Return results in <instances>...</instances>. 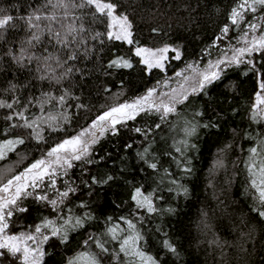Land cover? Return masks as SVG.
I'll return each instance as SVG.
<instances>
[{"label": "trees", "instance_id": "1", "mask_svg": "<svg viewBox=\"0 0 264 264\" xmlns=\"http://www.w3.org/2000/svg\"><path fill=\"white\" fill-rule=\"evenodd\" d=\"M44 2L0 0L3 10L0 15L16 18L13 21L16 28H9L0 40V99L19 101L13 103L12 109L0 108V143L8 139L24 140L0 162V186L45 158L47 151L64 139L90 129L93 121L112 107L146 96L150 89H155L156 96L164 97L183 86L189 80L186 78L195 77L188 65L203 71L209 63L229 60L234 49L250 46L245 39L250 41L264 34L261 18L264 10L246 12L238 27L231 23L232 8L239 0H103L117 5V12L128 16L133 25L132 38L137 43L130 46L109 41L106 35L89 40L85 46L89 51L81 49L79 59L68 61L65 67L72 65V73L56 83L52 79H39L41 75H52L53 70L56 76L64 72L55 62H50L52 68L47 71L43 64L27 60L28 67L22 68L6 55L10 48L19 54L21 42L30 36L19 18ZM83 11L91 13L84 18L86 27L102 34L108 31L105 17L93 8ZM249 24H256L257 30L252 31ZM225 27L229 29L227 34L223 32ZM165 45L179 49L181 57L173 59L175 52L170 51L164 71L153 68L149 72L135 55V47L157 49ZM29 51L42 54V46ZM117 57L129 59L133 67L109 68L110 61ZM243 59L251 60L257 69H264V54L253 52ZM249 68L251 65L247 63L221 64L223 71L219 80L199 94L190 90L187 100L177 103L176 111L164 120L154 110L143 111L134 120L117 124L115 134L111 128L102 136L98 132V142L90 148L89 159L93 163L73 162L76 166L67 176L56 178L57 189L66 188V181L78 189L59 206L60 215L78 216L88 212L95 219L88 221L85 228L70 232L67 244L50 239L44 245L48 254L43 264H66L82 250L83 241L90 236L106 241L110 254L101 253L91 241L87 249L98 253L103 264H129L131 260L144 264L139 258L120 253L119 243L105 234L115 224L124 230L119 233L121 238L139 233L136 247L152 257L155 264H264V218L258 215V193L251 187L248 171L253 160L256 164L261 160V156L250 159L249 149L256 147L264 155V122L252 119L254 94L259 90L264 72L259 78L255 71L245 75ZM178 72L182 75L178 76ZM65 93L63 104L50 99ZM18 111H23L29 119L46 117L51 112L57 117L56 130L44 124L35 130L11 127L23 121L15 118L9 121L5 117ZM205 124L209 126L204 127ZM193 125L195 133L186 135L185 129ZM135 128H141L147 135L136 133ZM37 132L42 139H37ZM181 141H186V145ZM129 143L132 147L126 148ZM145 149L148 151L144 159L156 162V170L140 158L139 153ZM186 168L191 171H185ZM108 175L114 177L108 184L90 185L91 177L99 179ZM83 181H88L90 186ZM47 185L45 180L35 191L28 189L33 193L23 199L28 211L13 216L10 232L40 224L45 218L61 222L47 202L35 199L36 195L43 194L50 199L57 198L56 192ZM137 187L145 194H152L155 212L137 208L131 199ZM183 188H187V194ZM93 190L94 195L89 196L87 193ZM81 201L87 207L81 208ZM122 217L131 220L135 230L129 229ZM165 242L176 251L172 252Z\"/></svg>", "mask_w": 264, "mask_h": 264}, {"label": "snow or ice", "instance_id": "2", "mask_svg": "<svg viewBox=\"0 0 264 264\" xmlns=\"http://www.w3.org/2000/svg\"><path fill=\"white\" fill-rule=\"evenodd\" d=\"M117 5L111 2H103V0H45L42 6L36 7L33 11L22 16L21 19L26 26L30 36L27 40L21 42L19 54L13 52L10 48L6 55L10 56L20 67L26 68L28 63L33 61L37 64H43L44 70L52 68L50 62H55L59 68H64V72L60 76L41 75L39 79L46 80L52 79L56 83H59L61 79L67 77L73 71V66L68 64V61H75L80 58V50L88 52L89 40H98L101 35H106L107 40L121 41L128 45H135L137 42L133 40L132 23L126 14H119L117 12ZM93 8L95 13L101 17H105L107 20L108 31L104 34L100 32H93L90 28L84 24V18L91 13H84V9ZM258 10H264V0H239L236 7L232 8L230 19L233 25L237 27L245 19L246 12L255 13ZM3 10L0 9V13ZM79 13V14H77ZM264 19V17H261ZM14 18L12 15H0V40L4 38V33L9 28H16V24L13 23ZM95 17H93V22ZM79 22V23H77ZM248 27L252 31L257 30L256 24H249ZM228 27L223 29V32L227 34ZM247 36V33H245ZM46 37V38H45ZM245 43L250 45L248 47H242L234 49L232 57L225 60H217L215 63H209L208 68L203 71H198L192 65H188L189 68L199 77L192 86V93L199 94L205 89L207 85H211L221 77L220 69L221 64L227 63L229 66L235 64L239 66L241 63H247L251 65V68L245 71L247 75L248 71H255L258 78L264 69H257L256 64L251 60H244L243 57L252 55L253 52L264 54V34L259 37L253 38L250 41L245 39ZM27 45L25 47L24 45ZM42 46V54L30 52L29 49ZM50 48L52 51H50ZM174 51L175 56L173 59L179 60L181 53L179 49H172L168 46L158 49H149L147 47H135V55L140 57V62L144 64L149 72L153 68H158L164 71L163 61L168 59L167 53ZM64 53V55H61ZM109 68L115 67L116 69L126 68L131 69L133 67L132 62L124 57H117L110 61ZM178 76L182 73H177ZM190 79V78H186ZM206 94V93H205ZM45 95H48L47 93ZM155 95V89H150L146 96L140 97L131 103H124L116 107H112L107 112L99 115L95 121H93L90 129L82 130L76 136L64 139L61 143L52 147L46 153L45 158H41L32 163L23 172L11 177L0 186V193H11L7 196H0V264H13L16 261L17 264H43L45 255L48 253L44 250V245L52 238L59 241L60 244H67L69 242V233L85 228L88 221L95 219L90 213L85 212L83 215H60L59 206L67 200L70 195H75L78 191L77 187L72 183L65 182L67 187L64 189L56 188V178L58 176H67L70 169L76 165L73 162H83L85 164H91L93 161L89 159L92 155L90 148L92 145L98 142L99 132L102 136L109 128L112 129L113 134L116 133V125L125 123L128 120H134L135 117L143 111L154 110L160 113L161 120H164L170 113L176 111L175 105L187 100L188 93H180V99L175 96L171 97L170 102L165 103L161 101L159 104H154L152 97ZM67 93L60 95L59 97H50L55 99L59 104L65 102ZM13 103L0 99V108L12 109ZM43 103H47L44 101ZM41 111L43 106L41 105ZM252 119L257 122H264V78L260 79L259 90L254 94V102L252 105ZM200 115V113H197ZM11 121L14 118L23 121L21 125L12 124L11 127H25L35 130L36 127H40L44 124L48 127H54V122L57 117L53 116L51 112L47 116H36L32 119L25 116L23 111L11 113L5 117ZM67 120V117H65ZM204 127L209 125L205 124ZM214 126V125H213ZM159 127V125H157ZM196 131V126L186 128V135H192ZM136 133L147 135L141 128H135ZM37 139L43 137L39 132L36 133ZM87 137V139L85 138ZM22 138L8 139L3 143H0V159L5 158L6 151H15L17 145L23 144ZM186 145V141H181ZM264 143V141H262ZM126 148H131L132 144H126ZM147 149L143 153H139L140 158L148 165L149 168L156 170L157 163L149 162L144 159ZM177 151L181 149L177 148ZM251 158L261 156L259 164L253 163L248 166V171L251 176V187L258 193V200L260 207L257 209L258 215L264 218V155L258 152L256 147L249 149ZM185 171H191L190 168H186ZM114 179L112 175H108L104 178H97L95 176L90 178V185L103 186L108 184ZM48 181V187L56 192L57 198L50 199L47 194L36 195L35 199L39 201L47 202L57 212L58 219L61 221L57 223V219L45 218L40 224L34 226H24L22 230L16 233L10 232L9 229L12 226V218L17 213H26L28 208L23 204V199L32 196L33 193L27 189L30 187L35 191L38 187L44 184V181ZM86 186H90L88 181H83ZM176 183L175 180L172 181ZM14 189V191H13ZM187 188H183V193L187 194ZM89 196L94 195V190L87 193ZM131 199L135 202L137 208L146 209L147 212H155L156 209L153 206L152 194H145L141 188H135ZM81 208L87 207L86 202L81 201ZM71 211V210H69ZM111 219V218H109ZM121 219H124L123 217ZM124 223L127 224L129 229L135 230V224L131 220L124 219ZM31 227L32 230L28 231L27 228ZM124 231L120 228L119 224L109 226L107 236L113 241L119 243V252L123 253L126 257L139 258L141 262L147 264H155L152 257L146 256L143 251H140L136 247V242L140 239V235L134 232L132 235L121 238L119 233ZM90 241L95 244V247L100 250L101 253L110 254V250L106 247V241L90 236L88 240L83 241L80 251L76 252L70 257L66 264H103L100 255L96 252L87 250L90 246ZM165 246L172 252L176 249L169 243L165 242ZM129 264H135V260H131Z\"/></svg>", "mask_w": 264, "mask_h": 264}, {"label": "rangeland", "instance_id": "3", "mask_svg": "<svg viewBox=\"0 0 264 264\" xmlns=\"http://www.w3.org/2000/svg\"><path fill=\"white\" fill-rule=\"evenodd\" d=\"M165 46H167V45H165ZM165 46H162V47H159V48H163V47H165ZM168 47H170V48H172V49H175L174 47H172V46H168ZM149 49H151V48H149ZM158 49V48H157ZM170 52V51H169ZM168 52V53H169ZM167 53V54H168ZM163 63H165V61H163ZM199 77L195 74V77H191L188 81H186L185 82V84L183 85V86H181L180 88H178V89H176V90H174L173 92H171L170 94H168V95H165L164 97L163 96H156V95H154L153 97H152V100H153V102H154V104L156 103V102H160V101H164L165 103H168V102H170V99H171V97H173V96H175L177 99H180L181 97H180V93H182V92H189L190 90H191V87L193 86V84H194V82L198 79ZM10 151H6V154H5V158H6V156L8 155V153H9ZM4 158V159H5ZM3 159H0V162L2 161ZM28 189H30V187L28 188ZM27 189V190H28ZM13 191H14V189H13ZM11 193H0V196H7V195H10Z\"/></svg>", "mask_w": 264, "mask_h": 264}]
</instances>
